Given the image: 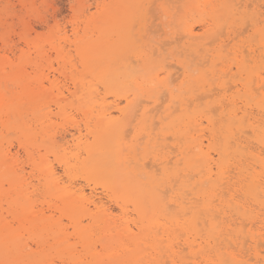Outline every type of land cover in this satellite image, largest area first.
<instances>
[{
    "label": "bare ground",
    "instance_id": "bare-ground-1",
    "mask_svg": "<svg viewBox=\"0 0 264 264\" xmlns=\"http://www.w3.org/2000/svg\"><path fill=\"white\" fill-rule=\"evenodd\" d=\"M114 1H115V4L112 6L101 7L100 9L99 8L97 9L98 19H95V17H91L90 19H88L89 20L88 25H90V24L92 25V23L94 25L95 22H97L98 28L97 27L96 28L99 30L100 37L98 36L99 38L95 41H83L81 38L79 39V37L77 38V36H76L78 33L77 30L79 29L78 28L79 26H78L77 27L78 29L75 28V31L73 30L74 31L73 32V35H74L73 43H75V44L78 43V45H77V48L79 50L78 53L82 59V64L84 65V68L89 69V72L93 73L95 75V76L94 75L93 76L96 77L97 79L101 78V81H103V84L105 85L106 89L109 90L110 93H117V94L118 93L121 94L122 92L130 93L128 91L132 87V89H134L136 93L134 92V90L132 91L133 93L132 92L131 93L135 94L136 99H138V98L142 99L141 97H146V99L148 98L151 100L150 102L153 105H152V107H149L148 105H147V107H143V108L140 107V109L138 106V110H137V108H135L137 106L136 105L133 106L134 102L132 101L133 102L132 107L135 108V110L133 111V108H131V102L127 101V99L130 98L128 96L125 99L127 101L128 106L126 107V109H119L118 108L117 112L119 113V116H118V118L114 119V117L111 116L110 111L108 109H104L106 106V105L104 106L105 101H103V103H100V104L97 103V105L94 106L91 103H89V101L91 99V97L88 98L89 94L86 95V93H85L84 95H85V97H87L86 102L84 103L85 105L78 104V105H76L75 109L79 108L81 111H83L84 112L83 114H85L84 115L85 118L88 117V115H89V117L91 116L90 118H92V119L96 117L97 122L94 124L93 129H90V125H88V123L85 125V129L87 130V135L92 138L91 139L92 141L88 143L87 139L84 138V137H87V135L82 137L80 130H79V134H80L79 137L74 138V136H73L72 146H73L75 152L70 157L71 158L73 157L72 161L75 163V165H72L74 163L69 161L70 159L66 160L65 158L61 157L62 155H59L61 145H60V148H59V146H58V148L56 146V150H54L52 152L53 154L51 153V155H54L55 158L60 157L58 159V160H60L59 163L61 164L62 167H64V169H67L68 172H69V169L72 170L74 167H76V164H77V166L80 165L81 171H83L89 177V180L93 181L94 184H96V182H98V181H103L105 183L104 188L106 190L114 193L117 196L115 198L116 202L121 201L124 204H131L133 206L134 211L137 213V216L139 217V223L134 222V224H132L133 227H131L132 225H131V222L129 221V218L131 216L130 217L127 216L128 213L125 211L126 209L122 211V216L120 217V219L118 220V218H117L118 222L120 221V223H118L117 220L113 219L115 217H112V218L110 217V213H108V209L104 207L103 202L95 201V199H93L92 194L88 193V195H87L85 193V191L83 190V188L82 189L78 188L76 191L73 188L74 190L70 189L71 192L69 190H68L69 192L63 191L61 189V186H60L61 183H60L59 177L56 175L57 174L56 170H54L52 165H50V163L48 162L47 157L49 156L48 153H50V152H47L45 155L41 156L38 159V160H40V162L36 163L34 159L31 160L33 162V165L35 166V169H37L40 172V174L43 178L42 180L44 182V187L46 188V190L49 193L51 192L52 195L59 197L60 201L62 199V205L61 204L60 205L62 206L63 212L66 213L68 211H74L73 206L77 202H80V203L87 202V203H89L91 208L94 209V212L87 213V215L91 217V220H90L91 224L89 226H86V227H83V225H79L77 228V235L84 236L86 238V240H82V248H83L82 250H84L82 252H84V255L81 252H79L83 255V257H81L82 255L81 256L75 255L76 258L83 260L85 262V264H151V261H149L148 258H152V255L155 254L154 258H152L151 260L156 261L157 264H164V262L161 261L163 256H165L163 253H168V256H172V255L174 256L175 255L176 248L173 247L174 244H173L172 240H175L173 238L176 235L174 236L173 233L176 230H179V232L181 231L184 234V235L183 234L182 235L185 237L183 245L185 246V249L186 248L189 249L190 252H191L195 242L197 241L196 239L200 238L201 243H198L196 245L200 248V247H202L201 246L202 243H204L205 246L209 248V253H210V250L215 252V254L217 256L218 264H224V262H228V264H233V262H235V264H247L246 262L244 263V262H242V260L239 259L240 256H237V254H239V253H237L236 250H234V251L237 254H234L232 249H231L232 252L229 251V248L232 247V246L231 247L227 246L229 243H227L225 245V247H222V248L218 247L217 242H219L221 240V234L223 233V231L224 232L226 231V233H227V230H226L227 228H225V225L222 226V224L225 223V222L224 223L221 222L224 218V217H222V215H226L228 212L230 214L232 212H234L233 214L238 215L240 217H243V219H246V220L249 219V218H246V216L250 215V214H246V210L244 207L246 205L243 206L242 203L233 201L234 197L232 195H231L232 197L230 198V200H228L227 198H225V196H227V195H225V192H223L224 194L222 193V195L223 196L225 195L224 198H225V200L227 199V202H229V201H231V202L225 203L226 205L224 203H222L225 205L226 209L225 208H223L224 210L221 209L220 206L222 204H220V203L223 202L224 199H222L220 196L221 195L220 193L222 192L220 189H221V186L223 184L228 186V184L232 178H230L231 176L228 177L229 175L228 176L226 175L228 172L227 169L229 168V166L231 167L233 164H235L237 169L240 171L239 173H241V175H244V176H241L242 182H244L243 183L244 186L242 188L244 196L247 199L251 200L253 203L258 204L262 208V198H264V178H262V172H264V158L256 157L258 155L253 154L251 151L250 152L247 151L246 150L247 147L244 148V146H242L243 145L242 143H244L243 140L240 141L238 139L239 138L238 134H240L241 132L244 131L242 134H245L247 132L246 135H248L249 134L248 131H250L251 136H253L252 139L254 141H256L259 144V146L261 145L264 148V144H262V140H264V128H262V125H264V121H260V122H258V124L255 125V122H257V119H255V118L251 119L253 116H249L250 114L248 111V109L251 105H254L256 107L255 109L260 110V107H259L260 99L255 100V97L253 96V94H254L253 89L254 90L256 89L255 92H257V90H260L261 85L264 84V78H260L261 77L260 74H257L254 76L255 72L258 71L260 69V67L257 66L259 69L258 68L255 69L254 70L255 72H253L251 70L254 68V64L255 63L257 64V61L255 60L256 57H254V55L252 57H250V54H251V52L255 51V49L253 48L254 47L253 45H257L260 47V49L262 48L264 50V36H262V34H261V27H257L256 25L251 24V26H252V34L250 35L251 38L247 39L248 37L247 38L245 37L247 40H242L244 42L243 43L244 45H245V43H248V46L247 45L246 46L250 47V48H248L249 53L246 52V54H248L247 57H249V60L245 57L246 56L245 55L244 57H242V60L238 61L237 56H236L237 53H234V57H232L231 56L232 53L227 54V53H225L226 51L224 52V49L227 47V45H229L228 41L226 44V41H224L222 38L223 36L221 38L219 36L218 37H216V36L219 35L220 33H222V32H220V29L223 26H224L223 30L227 29L226 26L227 27L232 26V28H233V26H235L234 24L242 26L243 25V18L246 17L248 20L250 15H248V13L246 11L245 3H242V5H243L242 6L240 3V0H214V1H211V0H187V2H186V0H183L184 2L183 1L182 2L187 4V6L184 4L185 5L184 8L186 7V9H187V11H186L187 14L189 12L191 13L194 11L200 13L201 12L200 10H203V12L205 13L204 15L206 16V19L201 20V23L204 24L203 26L207 28L205 34L203 35V39H209L210 42L217 43L215 46L216 48H214L213 51H209L208 49H206V50L204 49L205 54L203 55V58H205L206 55L209 56V59L205 58V59H208L210 61V63H209L210 65L207 66L209 68L206 67L207 69L204 68L205 70H196V71H198V73L196 75H192V74L188 73L189 70L187 72H183V74H182V76H183L182 80L183 81L179 82V84L177 85L176 83H178V79L180 78V76L176 78L174 76L175 74H171V72L169 71L170 68H167V70H166V68L164 69L165 64L163 66H160V68L158 66V70H155V69L153 70V68H151V66L148 65V69H146L147 71L144 70V71H146V73L142 77L143 81H141L139 83L138 81L133 80L131 85H127V84H130L129 82L125 85L124 82L126 83V81H128V80L124 79L122 81L121 80L118 81L116 79V81H115V78L118 76H116L114 78L113 77L114 75H113L111 77V75L114 74V72L111 74H110V72H111V69L115 68V65H117V62L119 60H122L121 58L125 54H131V53L134 54V51L132 48L134 46L133 38H134L135 34L133 35L131 27L133 26V22L134 21L136 22L137 15H138L137 12L139 10V7L142 4V0H114ZM174 1H171V2L173 3ZM164 2L165 1H163V3ZM169 2H170V0H169ZM182 2L181 3L178 2V3H180V5H182ZM176 3H177V0L173 4L176 5ZM150 4H149V6H150ZM248 4L249 3H247V5ZM165 5H167V4H165ZM149 6H148V8H149ZM182 11L183 10H181V12ZM176 12L177 11H175V13ZM175 13H173V15ZM186 13H184L185 16H186ZM149 14H150V9H149ZM145 15H147V17L149 18L148 13ZM192 15H195V13ZM207 17H208V19H207ZM186 18H187V16H186ZM251 19L252 18H250L249 21H251ZM147 20L148 19L146 18L145 21H147ZM172 20L177 21V19L174 20V18H172ZM173 21H171V22H173ZM180 24H181V22H180ZM263 24H264V22H263ZM246 26H244V27H246ZM144 27L146 28V26H144ZM186 27L187 28L183 32L184 35H182V36L187 40V43L189 45H192V43H195L198 39L202 38V36L199 37L195 34L194 28L192 25H189ZM253 27H255V28L253 29ZM180 29H182V27L179 28V30ZM245 30H246V28H245ZM178 32L182 33L181 31H178ZM216 32H218L217 35H216ZM242 33H243V31H242ZM244 34H245V32H244ZM112 36H115L117 38V40L111 41ZM235 36H237V35H235ZM235 36H233V37H235ZM142 37H144V36H142ZM210 37L211 38L213 37L214 40H211ZM255 37L257 38V40L252 41V39ZM176 39H178V38H176ZM138 41H139V39H138ZM138 41H136V42H138ZM173 41H175V40H172V42ZM229 41H230V39H229ZM234 41H236V40H234ZM242 41H241V43H242ZM71 42H72V40H71ZM71 42H69V43H71ZM252 42H254L255 44H253ZM224 44H226V45H224ZM234 45H235V43H234ZM57 47H58V45H57ZM57 47L53 46V49L56 51L57 54H59L58 56H60V51H59L60 47H59V49ZM142 47H140V49ZM232 47H235V46H232ZM180 48L182 49L181 46H180ZM241 48L242 47H240V49H238V50L241 51ZM252 48L254 49V51ZM258 48H256V49H258ZM232 49H234V48H232ZM183 50L184 49H182V51ZM198 50L201 51V49H198ZM185 51H187V49H185ZM260 51L262 52V50H260ZM180 52H179L178 57H180V54H181ZM208 52H211V53L208 54ZM232 52H235V51H232ZM37 53H38V55L40 54V57H41L42 51L40 49H37ZM240 54L241 53H239V56H240ZM229 55L233 59L237 60L236 65H237V69L240 72L241 71L245 72L246 76L249 79L250 78L253 79V77H254V79L257 81V88L254 86L252 89V85L248 86V84H250L251 81H248L247 86H246V84H244V88L246 91V93H245L246 95L244 96L245 100H239L238 99L242 106L238 105L237 99H233V98H231V99L223 98L222 100L220 99V101H216V102L214 100H211V102H209V101L205 102V103H203V105H200L199 102L198 103L195 102V99H194L195 97L192 98V96H195L196 93H199L200 95L204 94L205 97H208L207 94L210 92H213L215 90L223 91L225 89V91H226V88H227L226 86H227L228 80L226 81L224 79L228 75H226L227 73H225V71L221 70L222 65H221L220 69H218V68H216L217 65L215 63L218 61L221 62L220 64L225 63V61L228 60ZM127 57H129V56L127 55L125 58H127ZM151 57H154L153 53H152V56H150V59H151ZM231 57H229V58H231ZM257 57H259V56H257ZM148 58H149V56H148ZM252 58H254V59H252ZM259 58L261 59V56ZM131 59H128L127 61H129ZM166 59H168V58H166ZM245 59L247 61H245ZM256 59H258V58H256ZM36 60H38V59H36ZM125 60H124V62H125ZM229 60L231 63L232 62L231 59H229ZM189 61H191V60H189ZM142 62H143V60H142ZM158 62H159V60H158ZM247 62H249V63H247ZM259 62H261V60H259ZM114 63H116V64H114ZM131 63H133V61ZM131 63H129V64L131 65ZM190 63H192V62H189V64ZM230 63H228L229 66L231 65ZM129 64H125L127 66L126 70L128 71V69H129V71L131 72L134 70V68H133L134 65H133V67L131 66L132 68H128ZM220 64H218V65H220ZM233 65H234V63H233ZM257 65H259V63ZM119 66H120V63H119ZM259 66H261V64ZM3 67H4V65L0 66V71L1 70L4 71ZM14 67L16 68V70H14L13 72L11 70V72H12L11 74L6 75V74H2V72L0 73V125L3 128H10L13 126L15 129L19 130L21 133L24 134L25 143H27L29 145V144H33L35 142L34 138H36V135L34 137L33 132L35 130L31 131V128H28L27 124L23 120L24 115L25 114L27 115L28 113L31 112L30 111V112L26 113L28 108H30L35 115L40 116V117H38V116H36V117L43 118V116H44V114H42V109H44L43 105L46 104L47 107L45 109L50 110L51 108H49L50 106L47 105V103L53 102L55 107L58 109V111H55V112L60 111L61 113H63L64 111H61V110H63L64 105H62V102H64V101H61V98L57 97L59 95H60V97L62 96L61 93H59V92H57L58 94L54 97H53V95H51L53 98L49 99V97L47 98L48 95L45 96L46 93L44 90L34 91L33 88H30L31 87L30 85H32V84H30L31 81L28 78L24 79L23 77H25V76L21 75L18 72L19 70H17V69H19V64L14 66ZM155 67L157 68V66H155ZM178 68H180V67H178ZM184 68H186V67H184ZM119 69H120V71L123 70L122 65H121V67H119ZM119 69L116 68L115 71L118 72ZM131 69H133V70H131ZM226 69H227V71L229 70L228 71V73H229L230 69H228L227 66H226L225 70ZM171 70L174 72V70L172 68H171ZM130 72H129V74H130ZM139 73H138V75L141 76V72H139ZM176 73H180V72H176ZM133 75L137 76V74H134V73H133ZM178 75H181V74H178ZM120 76H122V75H120ZM162 76H165V77L162 78ZM173 76L175 77L174 79H172ZM241 76L243 78V75H241ZM238 77L240 78V76H238ZM70 78L73 82L74 91L71 92L68 90L66 92H68V94L71 98V97H76L78 94H80L79 91H77V90L79 89V86L83 85V83H81V81L76 79V78H72V77H70ZM84 78L87 79L86 76ZM232 78H233V76H232ZM7 79L10 80L9 82H12L16 85L19 84L22 91L19 93L15 92L16 94L9 95V98L4 97L5 95L3 93H1V85H2V87L5 88V86H6L5 80H7ZM45 79H46L50 89L55 88V90L56 89L59 90L58 88H56L57 85L54 84V82L51 81L48 77H46ZM229 80H230V77H229ZM240 80H242V79L240 78ZM236 82H238V81H236ZM238 83L240 84L241 82H238ZM239 84H237V85H239ZM39 85L41 86V88H43V82H41V84H39ZM91 86H90V88H91ZM235 86H236V84H235ZM233 88H234V86H233ZM92 89H93V87H92ZM162 92H165L167 95L166 101H168V103H167L168 105L166 104L167 105L166 107H163V105L159 102L160 101V94H162ZM243 92H244V90H243ZM217 94H220V93H217ZM223 94H224V92H223ZM223 94H222V97H223ZM94 95L96 96V94H94ZM241 96H243V95H241ZM259 96H260V94H259ZM85 97H83V93H82L81 95H79L78 101L84 99ZM201 97H203V96H201ZM201 97H199V98H201ZM211 97H212V95H211ZM211 97L209 96V98H211ZM63 98H66V97L64 96ZM95 100L97 101V99H94V101ZM142 100L138 99L137 101L140 102ZM218 100H219V98H218ZM224 100H227V103L223 102ZM65 101H67V100H65ZM134 101H135V103H137L135 99H134ZM146 101H145V103H147V102L149 103V101H147V102ZM162 103H164V102L162 101ZM142 104L144 105V100H143ZM140 106H142V105H140ZM96 107H99L100 110L97 111L96 112L97 115L95 114L96 116H94L93 112L96 109ZM109 107H106V108H109ZM127 108L129 109V111L127 110ZM108 111H109V113H108ZM252 112L253 111H251V113ZM260 113H261V111H260ZM47 114L48 115L45 114V116H49L51 114V111H48ZM4 115L6 116V120L2 122L1 118H3ZM58 115H60V113ZM255 115H257V114H255ZM12 118L14 119L13 122L11 121ZM44 118H46V117H44ZM47 118L45 121H47V122L51 121V119L47 120ZM90 118H88V120ZM250 120H252V121H250ZM241 121L246 122L245 126H243V127L240 126ZM133 122L137 125L136 128L134 127V131H133V134L135 133V135H134L135 137L133 136L135 139L133 138L134 141H131V142L128 141V143H125V137H124V136H126L125 133L128 131L130 132V128H129V130L127 128L131 127V124ZM156 122H157V125L159 126L158 129L156 128L158 131H156L153 127L156 124ZM203 122H205L207 124V127L210 131L209 136L206 138L203 136ZM48 125L50 126L51 124L48 123ZM46 129H48V126L46 127ZM154 130H155V132H154ZM245 130H247V131L245 132ZM0 132H1V130H0ZM40 134L42 135L43 132ZM168 135L169 136L171 135V138L173 137L175 142L177 141V145H178V147L176 146L177 149L175 150V159H174V162L172 163L173 165L172 166H165L164 164H169L171 162L169 159L166 160V158L165 159L163 158L165 160V161L162 160V162L164 161L163 162L164 167L161 168L162 164L159 163L161 165L159 167V170H157V168L155 167L156 169H154L153 171H147L145 169L147 167H145V163H144V159H145L146 155L147 154L149 155V153H150L149 151H151L150 149H152L154 154L156 152H160L161 149L159 150V148H161V146H160L159 140L160 139H166V137ZM46 136H48L47 138H49V134H47ZM46 136L42 135V137H45V138H46ZM236 136L238 138H236ZM240 136H242V135H240ZM50 138H52V137H50ZM53 138L55 139V137H53ZM62 138H63V136H62ZM83 138L85 140H83ZM242 138H243V136H242ZM54 139L52 140L51 143L54 144V146H55L56 142ZM139 139H142L144 141L143 146L138 144ZM38 140H40V139H38ZM48 141H50V139ZM167 142H169V141H167ZM57 143H58V141H57ZM245 144H247V143H245ZM167 146H169V145L167 144ZM167 146H165V147L167 148ZM26 147H27V145H26ZM49 147H51V146H49ZM30 148H31V146H30ZM172 148L173 147H171V150H172ZM1 149H3V147L2 148L0 147V192L3 193L2 195H5V199L6 198L9 199V200H7V206L6 207H9V205L11 204L12 210L14 212L18 211L19 215L23 217V221L28 223V225L31 228V231L29 230V232H27V234H26L27 236L29 235V237H30L31 235H35V236L36 235H42L44 237L45 242H46L47 241L46 237L52 234L53 229L56 225V221L53 220V221L46 223V221L48 220V217H46L45 215H43L42 213H39V212L35 213V211L32 210L33 206L31 207V205H33V204H31V201L28 198L30 195L28 194L29 196L27 197L26 196L27 194H25V190H28V189L23 188V186H26V185L23 183L24 182L23 180L21 181L22 177L20 178L18 173H16V171L18 172V170H16V167L18 165L16 163L17 159L15 160V158H13V156L10 157L9 153H11V152L9 149H7V150L3 149V151L5 150V152L1 151ZM163 149H165V148L163 147ZM210 149H211V152H212L213 157H214V159L212 160L211 163H209V161L206 159V155L209 153ZM17 151H15V152H17ZM173 151L174 150H172V152ZM38 153H40V152L38 151ZM82 153L85 155V157L83 159H81ZM29 154L31 155V153H29ZM140 154H142V155H140ZM166 156H167V154H166ZM215 156H216V158H215ZM220 156L224 157V160H223L224 167H223V169L213 170V168L211 167V164L215 163L216 160L219 159ZM259 156H260V153H259ZM70 157H68V158H70ZM159 157H160V155H159ZM161 157H162V155H161ZM243 158L244 159L245 158L251 159L254 162V164L256 165V167L260 168V171L258 170V173H257V171H256L257 168H255L252 173L248 172V171H251V168H253V166L251 165V167H249V170L246 169V167L250 166L249 164H246V166L244 165L245 169H244V167L242 168L240 163H241V159H243ZM30 159H31V157H30ZM155 159H156V157H155ZM26 160H27V158H26ZM69 162H71L72 164ZM242 166H243V163H242ZM229 170H230V168H229ZM188 171H194V173H192V175L196 174L198 176L197 177L198 179L197 180L195 179L196 181L192 184H189L190 181L187 182V180H184V176L186 175V173H188ZM22 172H23V170H22ZM32 172H33V170H32ZM53 172H55V175H53ZM190 174H191V172H190ZM190 174L188 173V176L190 178H192V175L190 176ZM186 176H185V178H186ZM189 177L187 178L188 180L190 179ZM192 181H193V179H192ZM232 181H233V179H232ZM4 183L5 184L7 183V185H9V189L4 190V188L6 187L5 186L3 188ZM172 183H175L176 186L179 185L180 187L178 186V188L181 189V191L175 190V192H173L174 198L171 197L166 202L163 200L161 193L165 187L172 188L173 187ZM33 187H32V189H33ZM163 191L165 192V190H163ZM166 191L170 192L169 190H166ZM172 191H173V189H172ZM185 191L190 193L191 198L186 197L188 195V193H187V195H184ZM31 192H33V191H31ZM61 192H62V194H61ZM10 194H12V195L14 194L15 197L14 196L12 197V195H10ZM2 195L0 194L1 197H2ZM61 195H62V197H61ZM174 199L176 200V202H173ZM171 202H172V204H173L172 206L174 208H172V206L170 208H172V211L174 209L177 212L175 215H170V218H168L169 217L168 214L171 211L170 209H169L170 211H167L169 208L168 204L171 205ZM197 202H198V205H197ZM0 203H1V199H0ZM248 203H249V201H248ZM125 206H123V208H125ZM193 208L197 209L195 213H193ZM4 210H6V209H4ZM79 211H82V209H80L78 211H74V214L78 215ZM167 212H169V213H167ZM37 213H39V214H37ZM225 217H227V216H225ZM133 220L134 219H132V223H133ZM225 220H226V218H225ZM250 220H248V222ZM18 222H20V221H18ZM227 223H228V221H227ZM233 226L234 225H232V228H233ZM243 226L245 227V225H243ZM6 228H7V224L5 221L4 214H0V260H4V259H14V260L15 259H25V258H28L29 256H31L32 255L31 253H28L25 251V248H24L25 243H23L22 240H20L18 238V235H21V233L19 232L18 235L17 234H8L6 231ZM21 228H24V227H21ZM230 230H228V231H230ZM233 231H234V228H233ZM248 231L245 232L243 230L238 229V230H235L234 232H232V231H230V232L233 234L235 233L234 236L236 238H238V237L242 238V236H243L244 240H241V241L244 242V241L248 240L247 237H250L249 236L250 234ZM261 235L259 233L258 236H261ZM172 236H174V237L172 238ZM229 237H231V236L229 235ZM189 238H192V239H189ZM241 238H239V239H241ZM257 238H259V237H256V239ZM225 239H227V238L225 237ZM225 239L223 238V240H225ZM250 239L253 240L254 238H252V236H251ZM228 240L232 244L234 243L231 240V238ZM165 242H166V244H163ZM177 242L174 241V243H176V244H177ZM237 242L239 243V241H237ZM254 242H256V241H254ZM55 243H59V241L53 239V244H55ZM179 243L177 244L178 246H179ZM97 244L100 246L99 251H96ZM259 244H255V245H259ZM242 246H244V245H242ZM45 247L50 248L51 245H47L46 243H42L41 244V254H43ZM182 247H181V249H179V247L177 248V250L179 249V251H180L179 254L184 251L183 250L184 248H182ZM259 247L261 248V245H259ZM259 247H258V249H259ZM262 247H264V246L262 245ZM243 248H245V247H243ZM202 249H204V248H202ZM258 249H257V247H254V250H253L254 251V258H256V264H264V257H262L260 261L259 260L257 261V258H259V251H257ZM239 250L243 251L244 249H239ZM187 251L188 250H186V252ZM204 251L207 252V250H204ZM206 252H205V254H206ZM152 253H154V254H152ZM201 253H203V252H200V254ZM240 254L242 255L241 252H240ZM204 255L202 257H204ZM207 255H209V254H207ZM207 255H205V257ZM211 255H209V256H211ZM244 255H243V257H244ZM246 255H247V253H246ZM241 258H242V256H241ZM247 259H249V258L247 257ZM170 260L172 263L175 261V259H170ZM250 260L251 259H249L247 261H250Z\"/></svg>",
    "mask_w": 264,
    "mask_h": 264
},
{
    "label": "rangeland",
    "instance_id": "rangeland-1",
    "mask_svg": "<svg viewBox=\"0 0 264 264\" xmlns=\"http://www.w3.org/2000/svg\"><path fill=\"white\" fill-rule=\"evenodd\" d=\"M163 1H165V2L163 3ZM171 1H174V0H170V2ZM182 1L183 0H177V3L178 2L181 3ZM211 1H214V0H211ZM48 2H49V0H0V66L4 65V67H3L4 71L1 70L0 73L2 72V74H6V75L11 74L14 70H16V68L14 66L19 64V69H17V70H19L18 72L21 75L25 76V77H23L24 79L28 78L31 81L30 84H32V85H30L31 86L30 88H33L34 91H42V90H44L45 93H46L45 96L48 95L47 98L49 97V99H52L54 96H56L58 94L57 92L61 93L62 96L60 97V95H59L57 97L61 98V101H64V102H62V105H64V107H63V110H61V111H64V112L63 113H61L60 111L59 112H55V111H58V109L55 107L53 102H51V103L49 102V103H47V105H49L50 106L49 108H51V109L50 110H46L45 109L47 107L46 104L43 105L44 109H42V114H44V116H43V118H38L40 116L39 115H35L33 113V111L30 108H28L29 111L27 110L26 113L31 111L30 113L32 115L30 113H28L27 115L25 114L23 120L27 124V127L31 128V131H34V130L36 131V132L35 131L33 132L34 133V137L36 135V138H34L35 142L33 144H29L31 146V148H30V146L27 143H25L24 134L23 133H21L19 130L15 129L13 126L10 127V128H3L1 125H0V130H1V132H0V147L1 148L3 147V149H5V150L9 149L10 152H11V153H9L10 157L13 156V158H15V160L17 159L16 163L18 165L16 167V170H18V172L16 171V173H18L20 178L21 177L23 178V179L21 178V181L23 180L24 181L23 183L26 185V186H23V188L28 189V190H25V194H27L26 195L27 197L30 195L28 198L30 199L31 204H33V205H31V207L33 206L32 210L35 211V213L36 212L42 213L46 217H51L53 214H55L58 217L59 214L63 212L62 206H61L62 205V199L60 201L59 197H57L55 195H52L51 192L49 193L46 190V188L44 187V182L42 180L43 178H42L40 172L37 169H35V166L33 165V162L31 161L32 159H34L36 163L40 162V160H38V159L41 156L45 155L47 152H50V153H48L49 156L47 155L48 156L47 159H48V162L50 163V165H52V167L54 168V170H56V173H57L56 175L59 177V180H60V183H61L60 186H61V189L63 191L69 192L70 189L71 190L75 189V191H76L78 188L79 189L83 188V190L85 191V193L87 195H88V193L92 194L93 199H95V201L103 202L104 207L107 208L108 209V213H110V217L111 218L115 217V218H113L114 220H117V218L119 220L120 217L122 216V211L126 209L125 211L128 213L127 216L128 217L131 216L129 218V221L131 222V225L134 224V222H136V223L138 222L139 223V217L137 216V213L134 211L133 206L131 204H124L121 201H117L116 202L115 198L117 196L114 193H112V192H110V191H108V190H106L104 188L105 183L103 181H98V182H96V184H94L93 181L89 180V177L83 171H81L80 165L77 166V164H76V167H74L72 170L69 169V172H68V170L64 169V167H62L61 164L59 163L60 160H58V159L60 157L55 158L54 155H51V153L54 150H56V146H57V148H58V146L60 148V145H61V149H60L59 155H62L61 157L65 158L66 160L70 159L69 161L74 163L72 161L73 157L72 158L70 157L75 152V150H74V148L72 146L73 136H74V138L79 137V135H80L79 134V130H80L82 137H84L85 135H87V130L85 129V125L88 123V125H90V129H93L94 124L97 122L96 117L92 119V118H90L91 116L89 117V115L87 114L88 117L85 118V116H84L85 114H83L84 113L83 111H81L79 108L75 109L76 105H78V104L85 105L84 103L86 102V98H87L84 95L85 93H86V95L89 94L88 98L91 97L89 103H91L94 106L97 105V103L100 104V103H103V101H105L104 102V106L105 105L106 106H105L104 109H108L110 111L111 116L114 117V119L118 118V116H119V113L117 112L118 108L119 109H126V107L128 106L127 105V101L131 102V108H133V111L135 110V108H137V110H138V106H139V109H140V107H142V108L143 107H147V105L149 107H152V105H153L150 102L151 100L148 99V98L146 99V97H141L144 100V105L142 104L143 103L142 99L138 98L139 100H142V101H140V102L137 101L138 99H136L135 94H132L133 93L132 91L134 90V89H132V87H131V89L129 91L127 90L128 92H130V93L126 92L127 94L125 92H122L121 94L120 93H118V94L117 93H110L109 90L106 89L105 85L103 84V81H101V78L98 77L99 79H97L96 77H94L95 75L93 73L89 72V69H85L84 68V65L82 64V59H81V57H80V55L78 53V51H79L78 48H77L78 43L77 44L73 43V40H74L73 39L74 38L73 32L75 31V28L76 29L79 28L77 30L78 31V33L76 35L77 38L79 37V39L81 38L83 41H95V40H97L100 37L99 30L97 29L98 28V24H97V22H95L94 25H93V23H92V25L91 24L88 25V23H89L88 19H90L91 17H95V19H98V11H97V9L98 8L100 9L101 7L112 6V5L115 4V1L114 0H53V2L56 4V7H55V9L53 10V13H52V24L51 25H47V22H45V24L38 25V28H37V31H36V34H35L36 38L33 39V41L31 42V45H28L29 43L27 41H25L24 48H21V47H19V43H20L19 39L12 40L11 42H6L5 41L4 26H3L4 24H2L3 23V15H2V13H3V5L4 4H6V3L7 4H14V5L17 6V10H19V6L24 5L25 3H28V4H45V3H48ZM170 2H169V0H157V1L156 0L155 1L154 0H142V4L139 7V10L137 12L138 15H137L136 22L135 21L133 22V25H135V31H132L133 35L135 34L134 38H133L134 46L132 48L133 51H134V54L133 53L125 54L121 58L122 60H119L117 62L118 66H119V63H120L119 67H121V65H122V69H123L122 71L123 72L120 71V69H119V67L117 65H115L114 69H111L110 74L114 72V74H112L111 77L113 75H114L113 76L114 78L116 76L119 77V78L116 77L115 81H116V79L118 81H120V80L122 81V80L126 79L128 81H126V83L124 82L125 85L128 82L130 84H127V85H131L133 80H136V81H138L140 83L141 81H143L142 77L145 75V73L147 71L146 69H148V65H150L151 68H153V70L154 69L158 70V66L160 68V66H163L165 64L164 65L165 66L164 69L166 68V70H167V68H170L169 71L171 72V74H175L174 76L176 78L180 76V78L178 79V83H176L178 85L179 82L183 81L182 80L183 72H187L189 70L188 73H190L192 75H196L198 73V71H196V70H205V69L209 68V67H207V66L210 65L209 64L210 61L208 60L209 56L206 55L205 58H208V59H205V58H203V55L205 54L204 52H205L206 49H208L209 51H213V49L216 48L215 46H216L217 43L210 42L209 39H203V35L205 34L207 28L203 26L204 24L201 23V20L206 19V16L204 15L205 13L203 12V10H200L201 12L200 11L199 12L201 14L198 13V12H195V11L191 12V13L189 12L187 14L186 13L187 9H186V7L184 8L185 5L187 6V4L183 3L184 1L182 2V5H180V3H178V4L176 3V5L173 4L174 2H176V0L173 3L172 2L170 3ZM186 2H187V0H186ZM148 3L149 4L151 3L150 6H149ZM240 3H241V5H242V3H245L246 11H247L248 15H250L249 18H248V23H247L248 25L247 24H245V25L243 24L242 26H240V25L234 24L235 26H233V28L230 25L231 27H227L226 26L227 29H224V30H223V28H224V26H223L221 29L224 32L221 29H220V32H222V33L219 32L220 33L219 35H217L218 32H216V35H217L216 37L219 36L221 38L223 36L222 38H223L224 41H226V44H227V41H228L229 45H227V47L224 49V52L226 51L225 53H227V54L232 53L233 54V55L231 54L232 57H234V53H237L236 56H237V60L238 61L242 60V57H244L245 55H246L245 57L249 60V57H247L248 54H246V52L249 53L248 52L249 51L248 48H250V47H247L248 43H245V45H244L243 44L244 42L242 40H247V39L251 38L250 37V35L252 34V26H251V24H254L257 27H262V25H264L263 24V22H264V0H258V1L257 0H240ZM247 3H249V4L251 3V4L247 5ZM165 4H167V5H165ZM148 6H149V8H148ZM149 9H150V14H149ZM181 10H183L182 11L183 13L181 12ZM175 11H177V12L175 13ZM147 13H148L149 18L147 17V15H145ZM173 13H175V14L173 15ZM184 13H186L187 18L184 15ZM194 13H195V15H192ZM144 18L145 19L147 18L149 21L148 20H147L148 22L145 21ZM172 18H174V20L177 19V21H173ZM250 18H252L251 21H249ZM207 19H208V17H207ZM171 21H173V22H171ZM179 21L181 22V24H180ZM189 25L193 26L194 32H195V34L197 36H199V37L202 36L201 39H198L195 43H192V45H189L187 43V40L182 36V35H184L183 34L184 30L187 28L186 26H189ZM144 26H146V28ZM244 26H246V27H244ZM181 27H182V29L179 30V28H181ZM131 28H133V26ZM245 28H246V30H245ZM254 28L255 27H253V29ZM241 30L243 31V33H242ZM178 31H181L182 33L178 32ZM244 32H245V34H244ZM235 35H237V36H235ZM142 36H144V37H142ZM233 36H235V37H233ZM245 37L246 38L248 37V38L246 39ZM176 38H178V39H176ZM138 39H139V41H138ZM229 39H230V41H229ZM71 40H72V42H71ZM116 40H117V38L115 36L111 37V41H116ZM172 40H175V41L172 42ZM211 40H214L213 37L211 38ZM234 40H236V41H234ZM256 40H257L256 37L252 39V41H256ZM136 41H138V42H136ZM241 41H242V43H241ZM69 42H71V43H69ZM234 43H235V45H234ZM252 43L255 44L254 42H252ZM226 44H224V45H226ZM57 45H58V47H57ZM231 45L235 46V47H232ZM53 46L57 47L58 49L60 47V50H59L60 51V56H58L59 54H57L56 51L53 49ZM180 46L182 47V49H184L183 50L184 52L182 51ZM253 46H254L253 48L255 49V51L252 48L254 52H251L250 57H252L254 55V57L258 58V59L255 58V60L257 61V64L258 63H259V65L261 64V66H259V65H257L255 63L254 64V68L251 69L253 72H255L254 70L257 69L258 67H260V69L258 68L259 70L255 72V74H254V76H255L257 74H260V72H261L262 61L259 62V60H261L259 57L262 55L261 54L262 52L260 50H262V51H264V50L262 48L260 49V47L257 46V45H253ZM140 47H142V48L140 49ZM231 47L234 48V49H232ZM240 47H242L241 48L242 52L240 50H238V49H240ZM256 48H258V49H256ZM26 49H29V50L25 51ZM37 49H40L42 51L41 57H40V54L38 55ZM185 49H187V51H185ZM198 49H201V51L198 50ZM232 51H235V52H232ZM179 52L181 53L180 57H178L179 56ZM152 53L154 54V57H151V59H150V56H152ZM209 53H211V52H208V54ZM239 53H241L240 56H239ZM127 55L130 57V58L127 57L128 59L132 58L131 60L133 61V63H131L132 62L131 60L127 61L128 59L125 58ZM148 56H149V58H148ZM231 56L229 55V57H231ZM257 56H259V57H257ZM229 57H228V60L231 59V61H232L231 63H230V60L229 61L226 60L225 63H223V64H220L221 62H219V61H218L219 63L218 62L215 63L217 65L216 68H218V69H220V67L222 65L223 69L221 68V70L225 71V73H227L226 75H228L224 79L226 81L228 80L227 81V86H226L227 87L226 91H225V89L223 91L215 90L213 92L208 93L207 94L208 97H205L204 94L200 95L199 93H196L195 96H192V98L195 97L194 98L195 102H197V103L199 102L200 105H203V103L208 102V101L211 102V100H214L216 102V101H220V99L222 100L223 98H229V99L233 98V99H237L238 105L242 106L239 100H245L244 96L246 95L245 94L246 91H245V88H244V84H246V86H247L248 81H251L252 84L250 83V84H248V86L252 85V89H253L254 86L257 88V81L254 79V77H253V79H251V78L249 79L246 76L245 72H243V71L240 72L237 69V65H236L237 60L233 59L232 57L231 58H229ZM166 58H168V59H166ZM36 59H38V60H36ZM252 59H254V58H252ZM124 60H125V62H124ZM142 60H143V62H142ZM158 60H159V62H158ZM189 60H191V61H189ZM245 61H247V60L245 59ZM189 62H192V63L189 64ZM227 62L230 63L231 65L229 66V64ZM129 63H131V65ZM233 63H234V65H233ZM247 63H249V62H247ZM22 64L24 66H27V69H28L27 71L24 70V68L22 67ZM114 64H116V63H114ZM125 64H129L128 68H132L133 65H134V67H133L134 70L131 69L133 71L130 72L129 69H128V71H127L126 70L127 66ZM218 64H220V65H218ZM155 66H157V68ZM226 66L228 67V69H230L229 73H228L229 70L228 71H227V69L225 70ZM178 67H180V68H178ZM184 67H186V68H184ZM116 68L119 69L118 72L115 71ZM171 68L174 70V72L171 70ZM11 70H12V72H11ZM144 70H146V71H144ZM129 72H130V74H129ZM132 72L134 74H137V76L133 75ZM139 72H141V76L138 75ZM176 72H180V73H176ZM178 74H181V75H178ZM120 75H122V76H120ZM241 75H243L244 79L242 78ZM85 76H86L87 79L84 78ZM174 76H173L172 79L175 78ZM232 76H233V78H232ZM238 76H240V78L242 80H240V78ZM46 77H48L51 81H53L54 84L57 85L56 88H58L59 90L56 89L57 90L56 91L55 88L50 89L49 85H48V83H47V81L45 79ZM70 77L80 80L81 83H83V85H84V86L83 85L79 86V89L77 90V91H79L80 94H78L76 97H71V98H70L68 92H66L68 90L71 91V92L74 91L73 82H72ZM163 77H165V76H162V78ZM229 77H230V80H229ZM9 81H10L9 79L5 80V82H6L5 83L6 84L5 88L2 87V85H1V93H3L5 95L4 97H6V98H9V95H11V94H16V93H19V92L22 91V89H21L19 84L16 85V84H14L12 82H9ZM236 81L241 82V83L239 84ZM41 82H43V88H41V86L39 85V84H41ZM235 84H236V86H235ZM237 84H239V85H237ZM90 86H91V88H90ZM233 86H234V88H233ZM92 87H93V89H92ZM243 90H244V92H243ZM255 90L253 89L254 94L252 93L253 96L255 97V100L260 99L259 94L261 95V91L257 90V92H255ZM134 92H135V90H134ZM223 92H224V94H223ZM82 93H83V97H85V98L80 100V101H78L79 95H81ZM217 93H220V94H217ZM221 93L223 94V97H222ZM94 94H96V96ZM51 95H53V97ZM63 95L66 98H63L64 97ZM211 95H212V97H211ZM241 95H243V96H241ZM128 96L130 98H128L127 101H126L125 99ZM201 96H203V97H201ZM209 96L211 98H209ZM132 97L136 100L137 103H135V101H134V99ZM199 97H201L202 99L199 98ZM218 98H219V100H218ZM94 99H97V101L96 100L94 101ZM65 100H67V101H65ZM146 100L149 101V103ZM166 100H167V95H166L165 92H162V94H160V101L159 102L163 105V107H166L168 105L167 104L168 101H166ZM145 101L147 103H145ZM162 101L164 103H162ZM223 102L227 103V100H224ZM132 103H133V106L136 105L137 107H135V108L132 107ZM140 105H142V106H140ZM106 107H109L110 109L106 108ZM250 107L248 109L249 114H250L249 116H253L252 118L250 117L251 119H254V118L257 119V122H255V125H256V124H258V122L262 121L261 116H260L261 113H260L259 109H255L256 107L254 105H251ZM99 110H100V108L96 107V109L93 112L94 116L97 115L96 112L99 111ZM127 110L129 111L128 108H127ZM48 111H51V114L49 115L51 118L49 116H45V114L48 115L47 114ZM109 111H108V113H109ZM251 111H253V112L251 113ZM59 113H60V115H58ZM255 114H257V115H255ZM36 116H38V117H36ZM44 117H46V118L48 117L47 120L51 119V121H48V122L45 121L46 118H44ZM88 118H90V119L88 120ZM5 120H6V116L4 115L3 118H1V121L3 122ZM11 121L13 122L14 119L12 118ZM250 121H252V120H250ZM134 122L131 124V127L127 128L128 130L130 128V132L126 129L128 132L125 133V135L127 137L124 136L125 137V143H128V141H130V142L134 141V139H135L134 138L135 137L134 136L135 133L133 134V131H134V127L136 128L137 125L135 124L136 122L135 123ZM48 123L51 124V125L49 126ZM47 126H48V129H46ZM153 127H154V129L156 131H158L157 129H158L159 126L157 125V122H156V124ZM206 127H207V124L205 122H203V136L205 138L208 137L209 134H210V131H209L208 127L207 128ZM155 130H154V132H155ZM246 131L247 130H245V132ZM42 132H43V134H42L43 136H46L47 134H49V138H47L48 136H46V138L42 137V135L40 134ZM243 132L238 134L239 138L236 136V138H238L240 141L243 140L244 143H242L243 144L242 146H244V148L247 147V149H246L247 151H249V152L251 151L253 154L258 155L256 157L264 158V148L261 145L259 146V144L252 139L253 136H251V132L250 131H248V133L250 135L249 134L246 135L247 132L245 134H242ZM240 135H242L243 138ZM62 136H63V138H62ZM50 137H52V138L55 137V139L53 138L55 140V142H56L55 146H54V144L51 143L53 139L50 138ZM167 137H166V139H160L159 140L160 141V146H161V148H159V150L161 149L160 152H156L154 154L152 149H150L152 152L149 151L150 152L149 155L148 154L146 155V157L144 159V163H145V167H147V168H145L147 171H153L156 168H157V170H159V167L161 166L160 164H162L161 168L164 167V165L165 166H172L173 165L172 163L174 162V159H175V150L177 149L178 145H177V141L175 142L173 137L171 138V135L170 136L168 135ZM84 138L87 139L88 143L92 141L91 140L92 138L90 136H88V135H87V137H84ZM84 138H83V140H85ZM38 139H40V140H38ZM49 139H50V141H48ZM141 140L142 139H139V143L138 144L143 146V144H144L143 142L144 141L143 140L141 141ZM57 141H58V143H57ZM167 141H169V142H167ZM245 143H247V144H245ZM167 144L169 146H167ZM26 145H27V147H26ZM49 146H51V147H49ZM165 146H167V148ZM163 147L165 149H163ZM171 147H173L172 148V150H174L173 152L171 150ZM3 149H1V151H3ZM5 150L3 152H5ZM15 151H17V152H15ZM38 151L40 153H38ZM29 153H31V155ZM259 153H260V156H259ZM166 154H167V156H166ZM140 155H142V154H140ZM159 155H160V157H159ZM161 155H162V157H161ZM154 156L156 157V159H155ZM30 157H31V159H30ZM66 157L67 158L70 157V158L67 159ZM84 157H85V155L82 153L81 159H83ZM26 158H27V160H26ZM163 158L164 159L166 158V160L169 159L171 163L164 164L163 162L165 160ZM215 158H216V156H215ZM162 160H164V161L162 162ZM71 162H69V163H71ZM242 163H243V166H242ZM240 164H241L242 168L244 167V169H245L246 164H249L250 166L246 167V169H248V170H249V167H251V165H252L253 168H251V171H248V172L252 173L255 168H257V170H256L257 173H258V170L260 171V168L256 167L254 162L251 159H249V158L241 159V163ZM72 165H75V163L72 164ZM229 168H230V170H229ZM229 168L227 169L228 172H227L226 175L227 176L229 175L228 177L231 176L230 178H232L233 181L231 179V181L229 182L228 186H226L225 184H223L221 186L220 190L222 192L220 193L221 194L220 196H221L222 199H224V201L221 202L220 204H222V203L225 204V203L231 202V201L227 202V199L230 200V198L233 196L234 197L233 201L242 203L243 206L246 205V206H244L245 210H246V214H250V215L246 216V218H249L247 220L243 219V217H240L238 215L233 214L234 212H232L231 214L228 212L226 215H222V217H224V218H223V220L221 219L222 220L221 222L222 223L225 222L224 224H222V226L225 225V228H227L226 230H227L228 234L226 233V231L225 232L223 231V233L221 234V240H220L221 242L219 241L220 243L217 242V244H218V247L222 248V247H225V245L227 243H229L227 246L228 247L232 246L231 248H229V251L232 252V250H233L234 254L239 253V254H237V256H240L239 259L242 260V262H244V263L246 262L247 264H256V258H254V251H253L254 247H257V249H258L259 245H261V248L259 247V249L257 250V251H259V258H257V261L258 260L260 261L261 258L264 257V247H262V245L264 246V210H263L264 208H261V206H259L256 203H253L251 200L247 199L244 196V193H243V190H242V188L244 186V184H243L244 182H242V178H241V176H244V175H241V173H239L240 171L237 169L236 165L233 164L231 167L229 166ZM22 170H23V172H22ZM32 170H33V172H32ZM65 170L70 174L71 179H69L68 176H65ZM190 172H191V174H190ZM188 173L191 176L192 173H194V171H188ZM188 173H186L187 176L185 175L186 178L184 176V180H187V182L190 181L189 184H192L198 179L197 178L198 176L195 174V175H192V178H190L188 176ZM188 177L190 178L189 180L187 179ZM192 179H193V181H192ZM64 181H67V183H65ZM172 185H173L172 188L169 187L171 190L168 187H165L163 189V190H165V192H168L166 190L170 191V192H168L169 196H168L167 200H165L162 197L163 200L166 201V202L171 197L174 198L173 197L174 193L172 191L173 188L176 191H181V189L178 188L179 185L176 186L175 183H172ZM32 187H33V189H32ZM3 188H4V190L9 189V185H7V183L6 184L4 183L3 184ZM163 190H162V193L164 192ZM31 191H33V192H31ZM223 192H225V195L228 196L227 197V196L224 195L225 198H227L226 200H225L224 196L222 195ZM187 193H188V195H187ZM0 194L2 195L3 193L0 192ZM61 194H62V192H61ZM10 195H12V194H10ZM184 195H187L186 197L191 198L190 193L187 192V191L184 192ZM13 196H14V194L12 195V197ZM61 197H62V195H61ZM0 199H1L0 205L2 206V207L0 206V209H1L0 210V212H1L0 214H4V217H5V216L8 215V212L6 210H4V209L8 208L6 206H7V200H9V199H7V198L5 199V195H2V197L0 196ZM248 201H249V203H248ZM224 204H222L220 206L221 209H223V208L226 209V207H225L226 204L225 205ZM168 205H169V208H168L167 211L171 210L170 213L167 212V213H169L168 214L169 215L168 218H170V215H175L177 211L174 210V209L172 211V208H174L172 206L173 205L172 202H171V205L170 204H168ZM123 206H125V208H123ZM171 206H172V208H170ZM39 213H37V214H39ZM225 216H227V217H225ZM225 218H226V220H225ZM132 219H134L133 223H132ZM118 220H117V222H118ZM248 220H250V221L248 222ZM227 221H228V223H227ZM118 223H120V221ZM90 224L91 223L89 222L88 224L83 225V227L89 226ZM232 225H234L233 226L234 231L240 229V230H243V231L246 232V231L249 230L248 231L249 234H250L249 236L250 237L252 236V238H254V239L251 240L250 237H247L248 240L246 239L247 241H244L245 242L244 243L243 241H241V240H244L243 236H242V238L241 237L236 238L234 236L235 233L233 234V233L230 232V231L234 232L233 228H232ZM243 225H245V227ZM131 227H133V225ZM29 228H30V226L27 223V227L21 228V230H20L21 235L22 236L24 235L23 236L24 239L22 240V242L25 243V244H27L28 241L33 236H35V235H31L29 237V235L28 236L26 235L27 232H29V230L31 231V228L30 229ZM228 230H230V231H228ZM176 231L173 233V235L174 236L176 235V236L175 237L172 236V238L174 237L173 239H175V240H172V241H173V244H174L173 247L176 248L175 255H174L176 258L173 255L172 256H168V253H163L165 256H163L161 261L164 262V264H173L170 259H175L176 262H186L188 260H192V261H198L199 264H218L217 256H216L215 252L210 250V253H209V248L206 247L204 243H202V245H201L202 247H200V248L196 245L198 243H201L200 238L196 239L197 241L195 242V244L193 246L194 249L192 248V250L190 252V250L187 249V248L185 249V246L183 245L184 238H185L183 236L184 234L181 231L179 232V230H176ZM259 233H260V235L261 234L262 235L258 236ZM180 234L181 235L183 234V235L181 236ZM229 235L231 237H229ZM225 237L227 239H225ZM256 237H259V238L261 237V238L260 239L259 238L256 239ZM46 238H48V236ZM223 238L225 240H223ZM230 238L234 242L233 244L228 240ZM239 238H241V239H239ZM189 239H192V238H189ZM174 241L175 242L178 241L177 244L180 242L179 246L176 243H174ZM237 241H239V243ZM254 241H256V242H254ZM163 244H166V242L163 243ZM255 244H259V245H255ZM242 245H244V246H242ZM178 247H179V249H181V247L184 248L183 249L184 251L181 252L180 254H179V252H180L179 249L177 250ZM243 247H245V248H243ZM202 248H204V249H202ZM82 249L83 248L81 246V250L79 252H81L84 255V252H82L84 250H82ZM239 249H244V250L242 251V250H239ZM99 250H100V248H99ZM186 250H188V251L186 252ZM204 250H207V252L204 251ZM234 250H236L237 253H235ZM196 251L197 252L199 251V252L197 253ZM200 252H203L204 254L206 252L205 255H207V254H209V255L212 254V255L211 256L207 255L205 257V255L203 253L200 254ZM240 252L242 253V255L240 254ZM78 253H75V255H77V256L78 255L79 256L82 255L81 253H79V254ZM246 253H247V255H246ZM152 254H154V253H152ZM202 254L204 255V257H202L203 256ZM83 255L81 257H83ZM243 255H244V257H243ZM154 256H155V254L152 255V258H154ZM241 256H242V258H241ZM247 257L249 259H251L252 261L251 260L247 261V260H249V259H247ZM152 258H148V260L151 261V264H157L156 261L151 260Z\"/></svg>",
    "mask_w": 264,
    "mask_h": 264
},
{
    "label": "snow or ice",
    "instance_id": "snow-or-ice-1",
    "mask_svg": "<svg viewBox=\"0 0 264 264\" xmlns=\"http://www.w3.org/2000/svg\"><path fill=\"white\" fill-rule=\"evenodd\" d=\"M56 4L53 0H49L48 3L45 4H28L19 6V10H17V6L14 4H4L3 5V24H4V34L5 41L11 42L12 40L19 39V47L24 48L25 41L31 45L33 39L36 38V31L38 25L52 24V13L55 9ZM247 18H243V24H247ZM132 31H135V25H133ZM261 34L264 36V25L261 27ZM26 49L25 51H28ZM262 67L260 76L264 78V51H262L261 55ZM22 67L25 71H27V66L22 64ZM261 95H260V111H261V119L264 121V84L261 85ZM245 121L240 122V126H245ZM264 128V125H262ZM262 144H264V140H262ZM206 159L209 163L214 159L211 149L209 153L206 155ZM223 160L224 157L220 156L219 159L216 160L215 163L211 164L213 170L215 169H223ZM55 175V172H53ZM65 176H68L71 179L70 174L65 171ZM262 178H264V172H262ZM67 183V181H64ZM173 192L175 189L173 188ZM162 197L167 200L169 193L163 192L161 193ZM173 202H176L174 199ZM198 205V202H197ZM262 208H264V198H262ZM74 211H79V214H74V211L62 212L57 217L53 214L51 217H48L47 222L56 221V225L53 229L51 235L48 236L47 241L45 242L44 237L42 235L33 236L27 244H25V251L31 253L32 255L25 259H4L0 260V264H85L83 260L76 258L75 253H78L82 246V240H86V238L82 235H77V228L79 225H86L90 222L91 217L87 215L89 212H94V209L91 208L89 203L77 202L73 206ZM196 208H193V213L196 212ZM8 215L5 216V221L7 224L6 231L8 234H19L21 227H27V223L23 221V217L19 215V212H14L12 210L11 204L8 208H6ZM18 221H20L18 223ZM20 240H23L24 237L22 235H18ZM53 239L59 241V243L53 244ZM46 243L47 245H51V247H45L43 254H41V244ZM96 251H99V245L96 247ZM173 264H199L198 261L188 260L186 262H176ZM224 264H228V262H224ZM235 264V262H233Z\"/></svg>",
    "mask_w": 264,
    "mask_h": 264
}]
</instances>
